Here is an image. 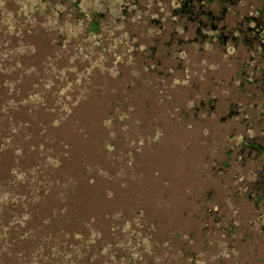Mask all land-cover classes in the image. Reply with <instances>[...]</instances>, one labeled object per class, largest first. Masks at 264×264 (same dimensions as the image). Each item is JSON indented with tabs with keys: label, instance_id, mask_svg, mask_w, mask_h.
I'll list each match as a JSON object with an SVG mask.
<instances>
[{
	"label": "rangeland",
	"instance_id": "1",
	"mask_svg": "<svg viewBox=\"0 0 264 264\" xmlns=\"http://www.w3.org/2000/svg\"><path fill=\"white\" fill-rule=\"evenodd\" d=\"M121 2L81 0L83 12H102L116 29L98 47L79 31L60 38L37 26L27 36L34 50L21 60L32 68L13 81L21 92L42 91L36 124L45 138L32 141L25 166L45 164L54 189L35 209L32 236L13 240L10 253L30 257L41 238H87L116 256L141 242L138 264H264V209L244 188L257 164L236 152L242 134L264 137V62L242 48L194 46L179 61L145 23H115ZM257 7L246 1L233 21ZM127 32L154 51L131 56L119 44ZM246 79L253 83L241 85ZM94 254L95 264L108 259Z\"/></svg>",
	"mask_w": 264,
	"mask_h": 264
},
{
	"label": "trees",
	"instance_id": "2",
	"mask_svg": "<svg viewBox=\"0 0 264 264\" xmlns=\"http://www.w3.org/2000/svg\"><path fill=\"white\" fill-rule=\"evenodd\" d=\"M246 1L122 0L120 16L115 23L127 20L145 23L150 33L147 36L154 37L155 33L159 36L154 37L155 45L164 36L165 39L160 38L163 45L167 49L174 45L177 49L174 57L179 61H184L185 48L194 46L198 49L215 48L222 52L242 48L252 60L257 58L258 62H264V0H257L258 7L252 13L235 21L232 19ZM69 6L71 12L66 13ZM37 26L46 31L60 30L57 33L60 38L79 31L83 42L93 47L116 35V29L112 31V26L104 22L102 12L89 15L83 12L81 0H61L54 5L47 0H0V264H95V250L98 256L108 258L104 264H138L141 242L136 241L132 242L134 251L131 254L119 257L112 255L113 249L109 246L102 244L96 247L95 241L87 238H81L79 244H57L51 239L41 238L32 247L30 257L25 258L18 251L10 253L16 242L27 241L25 235L30 230V222L32 226L35 225L36 207L43 201L44 194L54 189L50 178L45 176L48 172L45 164L32 170L25 166L33 148L30 146L32 141L40 144L45 138L43 123L36 124L37 110L43 100L42 91L21 92L13 81L14 74L18 75V80L31 71L32 67H27L21 59L34 50L27 36ZM116 38L122 40V37ZM124 38L125 41L119 44H123L131 56L138 51L145 54L155 49V46L138 43L135 35L128 36V32ZM44 80L42 77V82ZM245 81L242 80L241 85L253 83L250 79ZM258 83L264 87V71ZM56 122L53 119L50 121L53 126ZM236 152L241 161L257 164L253 179L245 184V195L256 210L259 206L264 209V137L242 134ZM55 188L57 194L63 197L64 192L60 191V187ZM262 218L260 229L264 234V216ZM13 240L14 244L11 245ZM126 245L122 241L117 247L125 248ZM4 256L8 257V263H2Z\"/></svg>",
	"mask_w": 264,
	"mask_h": 264
}]
</instances>
